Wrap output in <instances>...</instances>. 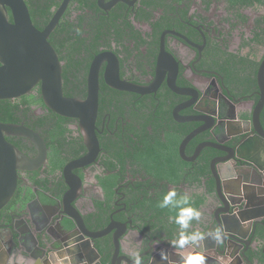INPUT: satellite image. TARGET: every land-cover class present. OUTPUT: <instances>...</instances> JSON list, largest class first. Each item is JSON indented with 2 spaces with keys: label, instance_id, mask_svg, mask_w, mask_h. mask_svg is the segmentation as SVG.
<instances>
[{
  "label": "flooded vegetation",
  "instance_id": "flooded-vegetation-1",
  "mask_svg": "<svg viewBox=\"0 0 264 264\" xmlns=\"http://www.w3.org/2000/svg\"><path fill=\"white\" fill-rule=\"evenodd\" d=\"M64 1L51 6L46 23L37 27L33 22L34 26L43 30ZM165 2L69 0L49 34L48 41L55 35L72 37L63 41L66 62L61 61L62 91L65 95V84L67 97H87L90 67L99 57L94 156L85 159L89 151L79 120L48 109L38 94L39 86L21 97L1 99L10 100L12 109L9 121L0 122L24 125L38 134L46 156L33 169L17 170L15 191L0 209V264H9L12 255L25 258L23 240H87L85 233L93 236L89 239L95 240L100 253L106 251L104 241L118 240L121 264H128L137 252L141 259L150 251L161 257L179 231L169 220L175 210L158 206L173 187L178 195L187 193L191 201L198 195L204 202L215 201L216 206L198 207L201 220L193 221L190 230L205 234L216 230L220 203L210 161L224 153L210 148L214 154L209 173L199 186L189 185V178L208 149L204 147L195 159L193 153L209 140L226 141L227 130L235 132L246 124L252 129L244 121H250L260 99L258 72L264 44L254 37L256 28L264 29V4L233 9L227 0ZM73 48L80 52L67 81L63 68L71 64ZM223 50L245 56L253 64L216 62L212 52ZM112 101L116 107L109 109ZM227 110L237 116L229 129L223 118ZM203 112L213 114V119H206ZM259 113L264 129V104ZM200 118L211 128L189 141V133L201 125ZM156 132L158 139L151 143ZM5 139L28 157L39 155L30 138L15 134ZM126 240L135 242L131 254H121ZM108 249L114 253L113 241ZM205 254L212 257L209 249Z\"/></svg>",
  "mask_w": 264,
  "mask_h": 264
},
{
  "label": "water",
  "instance_id": "water-1",
  "mask_svg": "<svg viewBox=\"0 0 264 264\" xmlns=\"http://www.w3.org/2000/svg\"><path fill=\"white\" fill-rule=\"evenodd\" d=\"M68 1L65 0L48 25L39 30L32 23L24 0H0V100L21 97L39 86L41 97L48 109L61 116L79 120L89 151L85 159H88L95 155L98 148L95 119L98 107L99 57L94 59L90 67L87 97H67L62 91L61 61L48 41L49 34ZM263 72L264 60L258 72L260 99L254 107L250 121H244L251 123L252 129L246 124L239 126L235 132L227 130L226 141L209 140L197 145L193 153L194 159L204 147L224 153L210 161V171L220 203L214 219L217 226L215 229H220L223 237L220 242H215L206 236L204 244L206 240H211V243L205 249L199 247L198 250L203 254L209 249L212 257L205 256L207 264H234L236 261L237 264H264V251L257 255L250 254L251 247H255L253 241L264 243V129L259 119V109L264 104ZM113 74L118 80L115 71ZM111 85L114 86L115 83ZM203 115L206 119L214 117L209 112H203ZM223 118L226 120V129H229L228 124L237 119L236 112L227 110ZM206 119H197L201 125L189 133V141L201 131L211 128L205 124ZM15 134L34 141L39 147V155L36 158L28 157L5 139V135ZM45 156V145L38 134L24 125L0 122V209L7 204L15 191L17 170L33 169ZM67 177L71 179L70 176ZM71 192L75 193V189L72 188ZM65 212L68 214L66 209ZM249 223L251 226L246 227ZM85 236L87 240H42V243L40 240H23L25 258L19 260L12 255L9 264H51L55 261L67 264H76V261L83 264H103L102 260L109 251L100 253L95 240L89 239L93 236L88 233ZM112 241L115 250L106 264H114L115 261L121 264L118 240ZM165 252L168 259H161V264H178L180 257L177 253L170 250ZM155 255V251L147 252L146 258L141 259L142 264H156L161 257ZM128 261V264H133V260Z\"/></svg>",
  "mask_w": 264,
  "mask_h": 264
},
{
  "label": "trees",
  "instance_id": "trees-1",
  "mask_svg": "<svg viewBox=\"0 0 264 264\" xmlns=\"http://www.w3.org/2000/svg\"><path fill=\"white\" fill-rule=\"evenodd\" d=\"M24 1H25L26 5L29 9V13H30L32 23L34 22V24L37 27L39 26V22L40 23L41 22L46 23L50 19V16L52 14L50 11V8L52 5H55L57 3V0H24ZM160 1L165 2V0H160ZM254 3L264 4V0H227V4L233 9H240L242 7L250 6ZM241 19L244 20L245 16H241ZM10 20H12V18H10ZM259 21H260V19H257V22H259ZM262 21L264 22V19H262ZM256 29H257V31L255 33L254 40L257 43H263L264 44V29H260V28H256ZM57 30H59V28ZM68 37H70V36H65L64 38H61V37H58V35H55L49 39V41L51 42V45L53 44L52 46L55 49L59 60L63 61V62H66V54H64L66 48H63L64 47L63 41H64V39L67 40ZM70 38H72V37H70ZM76 45H78V43ZM79 52H80L79 48L78 49L73 48L70 51L72 62H71V64L66 63V65L63 68V78H65L67 81H70V79H68L67 75L70 72L73 73V71H74L73 60H75L79 57ZM211 55H213L216 58V62L219 61V62H223L225 64H240L242 66H245L246 64L251 66L253 64V62L245 56H240V55H236V54H232V53H226V51H224V50L221 52V54L212 52ZM245 71L246 70L244 69V72ZM64 90H65V95H67L68 93L66 92L67 90H66L65 84H64ZM39 93L40 92L38 89V94ZM9 101L10 100H0V121H6V122L9 121L6 119L10 115V111L12 109V106L10 105ZM107 107L109 109H113V107H116V105H115L114 101H112V102L108 103ZM2 116L6 120H3L1 118ZM154 126H155V124H154ZM156 134H157V132L153 136L151 143H154V141L156 139H158ZM145 137L148 141L149 140L148 132H147ZM193 143H195V141ZM207 149L208 150H207V152H205L204 158L202 159V162L201 163L198 162L196 164V167L198 166V168L196 170H194V172L191 176L192 178H189V185L199 186L201 184V178L203 176L205 177L206 175H208V173H209V168H208L209 167V160L211 159V157L213 155L211 156L210 148H207ZM143 151L146 153L147 156H149L146 149H143ZM208 187L210 188L209 190H211L212 184H211V187H210V185ZM197 198H199V199L195 203H192V204L198 208V202L201 199H203V197L201 196V197H197ZM191 202H193V201H191Z\"/></svg>",
  "mask_w": 264,
  "mask_h": 264
},
{
  "label": "clouds",
  "instance_id": "clouds-1",
  "mask_svg": "<svg viewBox=\"0 0 264 264\" xmlns=\"http://www.w3.org/2000/svg\"><path fill=\"white\" fill-rule=\"evenodd\" d=\"M160 208H171L175 210V216H170V222L179 226L176 237L169 241L170 246L176 250L180 259L178 264H207L205 255L199 251V247L207 237H211L215 242H220L223 233L220 229L205 234L200 230L192 229V222L201 220L202 212L191 202V197L187 194L178 195L176 188H170L160 200ZM162 260L168 259V254L164 251L160 253ZM133 264H142L140 254L134 253Z\"/></svg>",
  "mask_w": 264,
  "mask_h": 264
},
{
  "label": "crops",
  "instance_id": "crops-1",
  "mask_svg": "<svg viewBox=\"0 0 264 264\" xmlns=\"http://www.w3.org/2000/svg\"><path fill=\"white\" fill-rule=\"evenodd\" d=\"M199 196V195H198ZM198 196H196L194 199H193V202L192 203H195L199 198H197ZM204 203V204H203ZM217 203V202H216ZM205 205L206 204V206L207 207H213V206H216L215 205V201H212V200H206L205 202L201 199L199 202H198V207L200 206V205ZM203 205H202V207H203ZM218 205V204H217ZM219 207V206H218ZM125 240H123V242H124ZM134 244H135V242L133 241V240H126V245H124V248H123V250L122 251H124V252H121V254H123V253H126V252H128L129 254H131V251L133 252L134 250H133V247H135L134 246ZM253 244H254V246L255 247H251V251H250V254H252V255H257V254H261L263 251H264V248H261L262 246H264V243H257V242H254L253 241ZM208 244H204V241H203V243H202V245L200 246V248H204L205 246L206 247H208L207 246ZM133 246V247H132ZM205 249V248H204ZM139 250V249H138ZM238 263V261H236L234 264H237ZM51 264H67V263H62V262H60V261H55V263H51ZM68 264H71V263H68ZM83 264V263H82ZM254 264V263H253Z\"/></svg>",
  "mask_w": 264,
  "mask_h": 264
},
{
  "label": "bare ground",
  "instance_id": "bare-ground-1",
  "mask_svg": "<svg viewBox=\"0 0 264 264\" xmlns=\"http://www.w3.org/2000/svg\"><path fill=\"white\" fill-rule=\"evenodd\" d=\"M9 13H10V12H9ZM9 16H10V15H9ZM10 18H12V17L10 16ZM111 242H112V240H106V241H105L106 251H109V254H107L108 256H106V260H105V258L102 260V261H103V264H106L105 261L107 262V259L109 258L110 254L112 253L111 250L108 249V246H109V244H111ZM112 245H113V244H112ZM170 251L177 253L176 250L173 249L172 247H170ZM103 252H105V251H103ZM80 263H81V262H80ZM81 264H82V263H81Z\"/></svg>",
  "mask_w": 264,
  "mask_h": 264
}]
</instances>
